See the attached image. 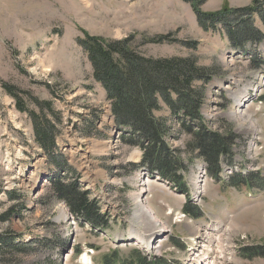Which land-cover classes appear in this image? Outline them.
<instances>
[{"label":"rangeland","instance_id":"obj_1","mask_svg":"<svg viewBox=\"0 0 264 264\" xmlns=\"http://www.w3.org/2000/svg\"><path fill=\"white\" fill-rule=\"evenodd\" d=\"M251 5L252 0H208L201 11L215 13ZM251 21L264 34L259 16L254 14ZM84 34L107 41L134 37L138 43L172 34V43L148 45L140 52L152 58L193 57L199 65L215 69L218 75L206 88L201 115L209 131L232 142L234 163L228 166L225 161L222 174L233 167L230 178L239 181V177L254 175L258 181L260 171L264 172V41L243 50L232 48L223 33L203 31L192 7L183 0H0V239L26 243L21 251L7 254L9 263L130 264L136 260L135 264H180L186 247L196 245V232L191 233L195 221L201 223L196 231L204 239H198L202 242L197 244L198 257L208 255L210 249L205 246L214 239L211 230L200 229L209 224L202 207L206 209L216 189L207 186L206 163L187 153L186 137L168 138L170 148L182 153L188 167L183 173L185 182L198 199L192 204L203 217L191 222L179 220L181 213L170 216L167 211V217L159 218L152 211L157 226L145 215L146 210L139 212L137 202L143 195L147 208L150 196L173 205L177 197L171 200L164 192L150 189L156 176L133 167L141 161L142 152L119 139L106 92L94 80L93 68L78 45ZM191 44L196 48H188ZM5 84L20 90L30 110L37 111L26 94L39 102H51L60 120L55 122L59 133L55 150L62 157L65 178L79 179L91 198L97 199L102 213L110 218L108 231L92 232L88 224H77L68 207L55 200L49 178L59 168L40 150L32 121L18 112ZM239 111L242 117L235 118ZM160 114L168 118L166 110ZM49 120L54 122L50 116ZM173 123L172 119L168 122L171 132L178 128ZM220 187L225 190L224 185ZM242 195L250 201L247 191ZM226 198L233 201L234 225L242 226L241 222L250 221L247 217L253 220L258 214L261 224L255 220L257 229L251 230L243 226L246 233L231 226L236 235L227 232L226 239L232 244L222 245L225 255L209 257L212 264H237L235 241L245 248L264 246V209L238 205L233 192ZM11 210L10 220H1ZM224 224V229L229 226ZM162 228L165 233L157 238L155 232ZM240 258L245 261L242 264H264V258L249 260L242 254Z\"/></svg>","mask_w":264,"mask_h":264},{"label":"trees","instance_id":"obj_2","mask_svg":"<svg viewBox=\"0 0 264 264\" xmlns=\"http://www.w3.org/2000/svg\"><path fill=\"white\" fill-rule=\"evenodd\" d=\"M183 1L192 7L203 31L223 33L234 49L243 50L248 45L256 46L264 41V34L251 21L256 14L264 23V0H252L249 7L225 8L215 13L201 11L208 0ZM173 37L172 34L160 35L138 43L134 37L125 41H107L84 34V38L78 40L79 47L93 68L94 80L106 92L120 141L142 152L141 161L133 164V167L158 175L175 185L179 193L188 195L190 189L183 174L187 173L188 167L184 165L182 153L171 149L167 143L170 137L173 140L186 137L189 139L186 143L187 153L202 159L207 165L208 175L216 182L222 183L225 188L250 187L262 191L264 183L263 186L260 183L264 182V178L260 174L258 181L254 175L239 177V181L235 177L229 181L221 177L224 162L228 166L234 163L232 142L229 144L219 134L209 131L201 115L206 88L218 75L216 70L199 65L193 57L152 58L140 52L148 45L172 43ZM175 42L177 40L174 39ZM188 48L195 49L196 44ZM3 87L15 100L18 112L27 114L32 121L34 139L40 150L59 168V173L49 178L55 200L68 207L77 224H88L93 232L108 231L110 218L102 213L97 199L91 198V193L84 189L79 179L69 181L65 178L62 157L55 150L59 134L55 122L59 123L60 120L51 102H39L24 93L38 112L30 110L25 98L19 96L20 90L6 84ZM164 110L168 114L167 119L160 114ZM48 115L54 122L49 120ZM168 119L175 120L176 131L171 132ZM183 212L194 219L202 218L199 207L190 200ZM11 215L12 210L1 220L9 221ZM25 245L13 238L0 239V264H10L7 254L21 251ZM74 252L77 255L81 253L78 248H74ZM242 255L249 260L264 258V246L243 248ZM135 262L131 260L129 263ZM116 264L119 262L116 261Z\"/></svg>","mask_w":264,"mask_h":264},{"label":"crops","instance_id":"obj_3","mask_svg":"<svg viewBox=\"0 0 264 264\" xmlns=\"http://www.w3.org/2000/svg\"><path fill=\"white\" fill-rule=\"evenodd\" d=\"M263 141H264V139H263ZM260 173H261L262 177L264 178V172L260 171ZM149 186H150V189L155 190L157 193L160 191L162 193L164 192L168 198H171V200L173 197H177L176 200L178 203L176 205H173L171 203H165V201L161 200L157 196L156 197L150 196V197H152V200H150L151 204H149V208L153 212H155V214L159 218H163L168 210H172L173 212L178 213V214L183 213L184 206H185V203H186L188 197L178 196V195H173L171 193H168L165 190L164 186L158 181H151V184ZM207 186H209V187L211 186V187H213L212 189H216V193H214L213 198L206 205V209H204L202 207V209H203L202 212L207 217L206 218L207 220L214 219V220H216V222L218 221V222H223V223H229L231 226H235L234 227L235 229L238 228L237 230H239L238 232H240V233H243L245 231L242 229L243 226H244V229H246V230H248V229L251 230L252 228L257 229L254 225L255 223H253L255 220H258V224H261V216L259 217V214H258V216H257L258 219L256 217V219L252 220L249 217H247V219L250 221L246 220V221L241 222L243 224L242 226H241V224H238L237 222H235V225H234L233 223L236 220H235V217H231L232 213L230 212L231 208L234 209V206L232 205L233 201H231V199H229V198H226V195L228 193L233 192L235 201H236V198L238 197V202H236L238 205H246V206L251 205L252 208L257 207V208H261V209L263 208L264 209V192L256 191L257 200L249 201L242 195V192L250 191L248 188H244L241 190H235V189L223 190V188H221L220 185H217V183H212V182H210V184H208ZM209 187H208V189H209ZM251 191L253 192L254 190H251ZM191 192H192V190H191ZM210 193H212V192H210ZM239 195H241V196H239ZM162 199H164V198H162ZM165 216L167 217L168 215L166 214ZM230 218H231V220H233L231 223L229 222ZM245 223H246V225H245ZM195 224L196 225H193V226H195V228L192 229L193 232H191V233H195L196 232V230H195L196 226H198L201 223L195 221ZM199 226H201V225H199ZM261 228H262V226H261ZM246 232H244V233H246Z\"/></svg>","mask_w":264,"mask_h":264},{"label":"bare ground","instance_id":"obj_4","mask_svg":"<svg viewBox=\"0 0 264 264\" xmlns=\"http://www.w3.org/2000/svg\"><path fill=\"white\" fill-rule=\"evenodd\" d=\"M238 106L239 107H241L242 105L241 104H238ZM243 115H244V113H243ZM234 117L235 118H241L242 117V114H241V111H239V112H237V113H234ZM206 169V168H205ZM204 169V170H205ZM171 188H172V191H177V188H175V187H172L171 186ZM143 200L145 201L146 200V197H145V195H143ZM190 198H191V200L193 201V202H197L198 201V199H197V195H196V193L195 192H191L190 193ZM143 200H139L137 203H138V205H139V212H141L142 210H146V216H148L151 220H155L156 218L154 217V215H153V213H152V210L148 207L147 208V206H146V202H143ZM142 207V208H141ZM151 211V212H150ZM169 211H171V213L169 214L170 216H171V214H172V210H169ZM66 213V212H65ZM65 213H63V218H67V215L65 214ZM153 216V217H151V216ZM139 218V217H138ZM143 218V217H142ZM140 219V218H139ZM152 221V222H153ZM213 222L214 223H217V225H214V227L212 228V226H210V228H200V229H202V231H204V230H211L210 232H211V237L214 239V241L212 240H210V243H209V246H205V247H207V249L209 250L206 254H208V255H200L199 257H198V252H199V250H198V248H197V244H202V242H198V239L200 238L201 240H204V239H202V237H201V234L200 233H198L197 234V231H199L198 229H197V226H196V229L195 230H197L196 231V239H195V243H196V245L194 246V244L192 245V243L194 242H192L191 243V245H192V247H188L187 248V258L185 259V262H184V264H212V260L210 259V258H212V256L213 255H215L216 257H219V256H221V255H225L226 254V252H224V250H223V247H222V245L224 244V243H227V244H232V241L230 240V238L227 240L226 239V236H227V232H228V234H230V236L231 237H233L234 235H236L235 233H233V230L231 229V225L229 224V226L227 227V228H225L224 229V227H225V224L223 223V222H215L214 220H213ZM154 223L158 226L159 224H158V222L155 220L154 221ZM142 226V225H141ZM163 226V225H162ZM214 228L216 229V230H220V232H221V234H219V233H217L216 231H214ZM161 233H165V228H162V230H160L159 232H155V234H157L156 236H158V235H160ZM224 234V235H223ZM155 236V237H156ZM229 237V236H228ZM152 238V237H151ZM140 241H142V243H143V239L142 240H140ZM150 242H151V244H152V242L153 241H151L150 240ZM215 245H217L219 248H217V247H215ZM239 248H238V246H237V249H236V254L234 255V261H235V263H237V264H242V262L238 259V254H239ZM210 257V258H209ZM213 259V258H212ZM222 261V260H221ZM226 263H227V261H225ZM223 263V262H222ZM216 264V263H215Z\"/></svg>","mask_w":264,"mask_h":264},{"label":"water","instance_id":"obj_5","mask_svg":"<svg viewBox=\"0 0 264 264\" xmlns=\"http://www.w3.org/2000/svg\"><path fill=\"white\" fill-rule=\"evenodd\" d=\"M157 238H159V236H157Z\"/></svg>","mask_w":264,"mask_h":264}]
</instances>
